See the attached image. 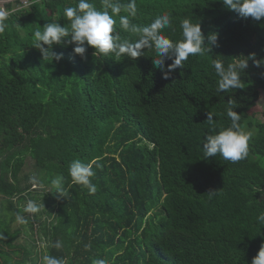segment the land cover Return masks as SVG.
<instances>
[{
  "label": "trees",
  "instance_id": "1",
  "mask_svg": "<svg viewBox=\"0 0 264 264\" xmlns=\"http://www.w3.org/2000/svg\"><path fill=\"white\" fill-rule=\"evenodd\" d=\"M29 1L0 33V264H43L45 255L62 264H251L264 245L257 221L264 212V110L251 111L264 90V17L244 18L222 0H136L132 23L146 26L168 13L175 33L164 34L174 40L185 18L201 23L205 45L209 35L218 37L211 51L190 56L165 79L147 48L116 60L94 55L91 46L81 56L74 44H54L62 59L44 61L34 31L53 21L70 26L63 10L78 0ZM92 2L101 8L102 0ZM120 15L128 13L115 17V30L135 41ZM214 59L225 66L248 60L244 88L217 92ZM229 106L244 131L253 128L249 155L234 163L205 158V137L231 124ZM28 156L41 183L55 190L51 182L62 177L67 190L42 195L44 220L40 211L24 212L41 198L21 184ZM74 160L95 162L94 194L72 182Z\"/></svg>",
  "mask_w": 264,
  "mask_h": 264
},
{
  "label": "clouds",
  "instance_id": "2",
  "mask_svg": "<svg viewBox=\"0 0 264 264\" xmlns=\"http://www.w3.org/2000/svg\"><path fill=\"white\" fill-rule=\"evenodd\" d=\"M222 2L230 10L238 12L244 18L251 17L260 20L264 17V0H222ZM122 9L126 10L128 15L119 16L120 27L126 32L135 34L138 37L135 41L122 38L114 28L117 23L115 17L121 13ZM63 15L70 21V26L53 21L44 24L43 31L37 29L33 33L35 42L32 45L40 49L44 61L51 62L53 59L56 61L62 59V53L52 50L54 44H74V53L81 56H84L88 47L91 46L95 49L94 55L105 57L112 55L117 58L116 60L125 56L136 59L145 55L142 50L147 48L154 50L153 64L163 72L164 78L168 79L177 68L184 67V62L190 56L211 51L212 46L218 43L217 35L211 34L207 38L208 44L205 45V35L202 32L201 23H193L188 18L180 21L182 38L172 39L169 35L164 34L165 29H170L173 35L175 33L172 18L168 13L158 15L146 26L132 23L129 17L137 15L136 0H129L126 5L121 4L120 0H102L101 8H97L92 0H78L75 6L65 7ZM7 20L8 13L0 8V33H3L7 28ZM173 57L172 63L168 64L167 70H165V60ZM212 66L219 77L217 92L244 88L241 73L247 69L248 60L225 66L221 60L214 59ZM206 116V122L214 130V113L211 110L207 111ZM227 117L231 121L229 126L216 134L205 137L202 144L205 158L219 155L224 160L234 163L248 157L251 133L241 128L239 123L241 117L231 106L227 109ZM252 135L254 136V134ZM94 163L74 160L68 169L72 182L83 185L90 194H94L97 190L92 181L95 176ZM51 183L55 190L49 191L67 196V190L62 186V177L54 179ZM213 194L214 191H210V195ZM40 210L41 206L31 200L24 208V212L32 214L38 213ZM16 219L18 222H24V218L20 215H17ZM257 221L264 225V212L257 216ZM54 246L60 248L62 245L57 241ZM42 260L43 264H62L60 259L50 255H45ZM93 264H105V261L94 259ZM251 264H264V245L252 259Z\"/></svg>",
  "mask_w": 264,
  "mask_h": 264
},
{
  "label": "rangeland",
  "instance_id": "3",
  "mask_svg": "<svg viewBox=\"0 0 264 264\" xmlns=\"http://www.w3.org/2000/svg\"><path fill=\"white\" fill-rule=\"evenodd\" d=\"M256 106H257L256 108L251 110L253 114L259 112V110H264V90L261 93L260 98L257 100ZM258 116H260V114H258ZM251 129H253V128H249L247 126L245 131L248 132V130H251ZM254 133L255 132L253 130L252 134H254ZM39 172H40V170L36 166L35 160L33 158H31L30 156H28L27 160H26V164L21 171V184L23 186H27L29 191L34 196H36V197L41 196V198L39 200H36V201L32 200V201L36 202L38 205L41 206V210L39 213V219L44 220L47 216L45 213L42 212V206H43L42 195H44L46 192H48L50 190V187L45 186L43 183L40 182V179L38 176ZM7 212H9V209H7ZM51 213H54V212L52 211ZM52 218H53V216H51L50 219H52ZM39 225H41V223H39ZM27 229H31V227L27 226Z\"/></svg>",
  "mask_w": 264,
  "mask_h": 264
},
{
  "label": "built area",
  "instance_id": "4",
  "mask_svg": "<svg viewBox=\"0 0 264 264\" xmlns=\"http://www.w3.org/2000/svg\"><path fill=\"white\" fill-rule=\"evenodd\" d=\"M27 5H29L28 1H23V3L21 5L15 6L12 10H8L5 6H2L0 8H2L9 15L11 12H14V11L22 8L23 6H27Z\"/></svg>",
  "mask_w": 264,
  "mask_h": 264
},
{
  "label": "crops",
  "instance_id": "5",
  "mask_svg": "<svg viewBox=\"0 0 264 264\" xmlns=\"http://www.w3.org/2000/svg\"><path fill=\"white\" fill-rule=\"evenodd\" d=\"M17 1H20V3H17ZM23 1H28L29 5L31 4V1H29V0H7V2L5 3V5H3V6H6L7 3H13L14 4V7H15V6L21 5L23 3ZM29 5H27V6H29ZM27 6H23V7H27Z\"/></svg>",
  "mask_w": 264,
  "mask_h": 264
},
{
  "label": "water",
  "instance_id": "6",
  "mask_svg": "<svg viewBox=\"0 0 264 264\" xmlns=\"http://www.w3.org/2000/svg\"><path fill=\"white\" fill-rule=\"evenodd\" d=\"M7 2V0H0V6L5 5V3ZM9 2V1H8Z\"/></svg>",
  "mask_w": 264,
  "mask_h": 264
}]
</instances>
